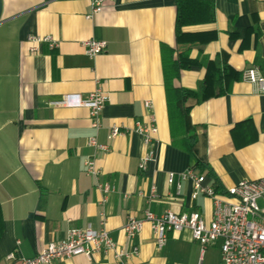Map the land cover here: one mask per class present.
<instances>
[{
    "label": "crops",
    "instance_id": "obj_1",
    "mask_svg": "<svg viewBox=\"0 0 264 264\" xmlns=\"http://www.w3.org/2000/svg\"><path fill=\"white\" fill-rule=\"evenodd\" d=\"M212 1L213 23L185 31L214 33L176 44L174 0H109L90 17V0H0V264H15L5 260L11 252L31 258L67 230L87 227L104 228L121 249L136 246L133 264H219L220 242L202 252L188 230L169 233L161 250L146 223L130 241L122 232L127 216L143 219L145 211H196L206 223L211 219L212 201L191 200L188 181L179 196L166 183L168 173L201 174L188 154L170 145L162 45L188 51L191 63L178 86L198 91L209 62L221 66L223 60L229 68L223 95L190 111L191 123L205 129L199 152L214 184L225 192L264 177V96L243 80L249 67L264 77V4ZM31 36L50 37L56 46L33 44ZM90 39L106 42L92 58L82 45ZM96 88L106 97L97 130L88 109L57 104L64 97L85 99ZM150 115L155 131L143 145L135 127L148 124ZM112 126L122 135L109 138ZM91 136L107 151L94 154L86 146ZM147 153L152 159L141 172L138 162ZM93 154L99 181L114 192L102 195L84 174L83 162ZM206 182L214 188L211 178ZM50 264L117 263L111 253H99Z\"/></svg>",
    "mask_w": 264,
    "mask_h": 264
},
{
    "label": "built area",
    "instance_id": "obj_2",
    "mask_svg": "<svg viewBox=\"0 0 264 264\" xmlns=\"http://www.w3.org/2000/svg\"><path fill=\"white\" fill-rule=\"evenodd\" d=\"M109 0H90V17L97 13ZM264 4V0H256ZM33 44L47 43L54 48L56 44L50 37H29ZM85 54L92 58L101 54L106 48L105 41L90 39L82 43ZM31 51H36L35 47ZM243 80L254 87L256 93L264 96V77L256 67L246 68L243 72ZM105 94L96 88L85 99L80 97H64L58 102L67 108L84 107L89 110L91 127L99 129V113L105 105ZM146 109L150 108L148 102L144 103ZM135 131L141 135L143 145H149L151 135L155 131L154 118L148 116V124H136ZM122 135V131L112 126L109 129V138ZM86 146L93 153L106 152L107 147L97 141L95 136L88 137ZM88 156L83 162L84 174L94 183L95 189L102 195L114 192V187L107 183H101L99 177L101 169L95 156ZM152 159L147 153L139 159L138 169L143 172L145 165ZM191 184L190 199L195 200L203 196L212 201L211 219L208 223L200 213L176 214L164 211L155 215L149 211L144 212L143 219L127 216L122 232L127 240H132L142 230L143 225H149L154 235V243L157 250H161L169 233H178L183 230L190 232L191 239L196 241L203 252L208 246L217 241L220 242L219 264H264V177L256 180H243L229 187L224 194H218L212 186L207 184L206 176L188 170L185 173H168L166 183L174 188L176 196L180 195L182 182ZM140 195V194H139ZM104 201V198H103ZM103 219V214H101ZM111 253L117 264H133L138 256V248L131 246L129 250L121 249L112 240L109 233L101 228L69 229L63 238L47 243L35 256L24 258L11 252L5 256V260L15 264H50L54 260L68 259L75 256H84L91 259L93 254Z\"/></svg>",
    "mask_w": 264,
    "mask_h": 264
},
{
    "label": "trees",
    "instance_id": "obj_3",
    "mask_svg": "<svg viewBox=\"0 0 264 264\" xmlns=\"http://www.w3.org/2000/svg\"><path fill=\"white\" fill-rule=\"evenodd\" d=\"M175 1V42H194L202 36L214 33V30L186 32V28L211 25L214 20L212 0H174ZM188 51L178 52L176 49L162 45L161 68L163 88L166 103V113L170 134V145L189 155L193 169L213 180L212 169L204 156L199 152L201 137L205 135L204 127L193 125L190 111L198 103L209 98L223 95L222 78L229 72V68L222 60V65L209 62L205 76L198 91L187 89L176 84L180 73L190 66ZM213 187V185H212ZM214 191L224 194L220 187L214 184ZM2 233V218L0 212V236Z\"/></svg>",
    "mask_w": 264,
    "mask_h": 264
}]
</instances>
